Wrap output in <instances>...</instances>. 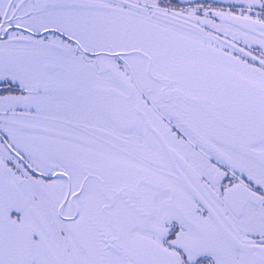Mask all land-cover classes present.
I'll list each match as a JSON object with an SVG mask.
<instances>
[{
  "label": "snow or ice",
  "instance_id": "snow-or-ice-1",
  "mask_svg": "<svg viewBox=\"0 0 264 264\" xmlns=\"http://www.w3.org/2000/svg\"><path fill=\"white\" fill-rule=\"evenodd\" d=\"M0 264H264V0H0Z\"/></svg>",
  "mask_w": 264,
  "mask_h": 264
},
{
  "label": "flooded vegetation",
  "instance_id": "flooded-vegetation-1",
  "mask_svg": "<svg viewBox=\"0 0 264 264\" xmlns=\"http://www.w3.org/2000/svg\"><path fill=\"white\" fill-rule=\"evenodd\" d=\"M199 1H202V2H200V3H203V4H205L206 6L210 4V5H213V7H215V5H216V4L212 3L213 1H211V0H204V1H203V0H196L195 3H199ZM183 2H184L185 4L190 3L189 0H183ZM206 3H208V4H206ZM241 6H242V5H234V6H225V7H223V8L227 11L229 7H232L233 10H234L237 14H239V11H240ZM259 11H260L259 7H255V8H254L253 13H252V15L254 16V18H255V14L258 13ZM241 46H243L242 43H241Z\"/></svg>",
  "mask_w": 264,
  "mask_h": 264
},
{
  "label": "rangeland",
  "instance_id": "rangeland-1",
  "mask_svg": "<svg viewBox=\"0 0 264 264\" xmlns=\"http://www.w3.org/2000/svg\"><path fill=\"white\" fill-rule=\"evenodd\" d=\"M195 1L196 0H189V2L193 5L197 4V3H195ZM211 1H213L212 3L216 4L215 7H217V8L225 7V6L242 5V0H211ZM200 2H202V1H199V3ZM206 4H208V3H206Z\"/></svg>",
  "mask_w": 264,
  "mask_h": 264
}]
</instances>
